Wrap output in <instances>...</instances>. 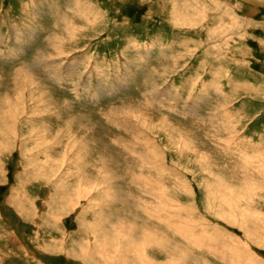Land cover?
<instances>
[{"label": "rangeland", "instance_id": "rangeland-1", "mask_svg": "<svg viewBox=\"0 0 264 264\" xmlns=\"http://www.w3.org/2000/svg\"><path fill=\"white\" fill-rule=\"evenodd\" d=\"M172 1L0 0V264H98L72 246L90 242L100 212L158 224L200 263L264 264V7L247 22L238 10L236 31L212 46L208 26L169 21ZM202 1L213 19L219 9ZM205 149L199 166L194 151ZM214 165L216 178L204 168ZM76 184L88 196L60 211ZM112 186L130 204L108 205ZM220 209L256 220L258 238ZM132 233L116 239L134 243ZM194 234L228 248L210 238L202 248Z\"/></svg>", "mask_w": 264, "mask_h": 264}, {"label": "bare ground", "instance_id": "bare-ground-1", "mask_svg": "<svg viewBox=\"0 0 264 264\" xmlns=\"http://www.w3.org/2000/svg\"><path fill=\"white\" fill-rule=\"evenodd\" d=\"M182 1V0H179ZM192 2L191 5H188V2ZM235 3L232 5L231 3L225 1L224 0H210V2H212L214 4V6L216 7V9H219V11H213L212 12V18L213 19H208L207 17V10H209V8L207 9V7L205 8V5L208 6L206 4V2H203L202 0H183V2H178V0H173L171 3V13H170V22L173 23L174 25H179L182 24L183 26H196V27H200V26H208L209 29V35L207 36V39L210 42V45H214L216 43V39L219 36H222L226 33L229 34H233L234 31H236V26L238 24V22L240 23V19L239 15H238V10L242 9L244 6L248 8L247 14L245 15L244 18V22H247L248 20H250V18H248V16H251L253 14L252 9L253 10H257L258 6H262L264 7V0H233ZM227 2V3H226ZM190 4V3H189ZM211 10V9H210ZM213 10V9H212ZM243 11V10H242ZM240 12V11H239ZM243 14V13H242ZM224 17H230V21H224L225 18ZM229 19V18H227ZM212 21V23H211ZM211 25H210V23ZM217 22L219 24H217ZM226 23L229 24L228 25V30H226L224 27H221L220 25ZM205 23V24H204ZM73 25V24H72ZM176 27V26H175ZM203 27V29H205ZM242 28V27H241ZM239 28V29H241ZM75 29L74 26L69 27V33L73 32ZM202 29V28H200ZM239 32L241 30H238ZM247 34V33H246ZM58 36H56L55 39H57ZM229 38V37H228ZM207 44V43H206ZM209 46V45H208ZM59 49V48H58ZM17 108H19V104H17ZM147 107H145L146 110ZM138 111V110H137ZM140 114H142V123L147 125L148 127H156L153 122H152V116H150V112L149 111H138ZM143 114L145 116H143ZM162 118H167V116H162ZM2 123L4 124L5 121L2 120ZM44 139V138H43ZM185 144H187L188 146L192 145L191 142L185 141ZM227 144V143H226ZM148 146V145H147ZM191 147V146H190ZM153 149V148H152ZM188 149V148H187ZM144 151V150H143ZM195 152V163H197L199 166H203L202 161L211 154L210 151L208 150H203L202 152ZM205 152V153H204ZM34 153V152H33ZM144 153V152H143ZM179 156H181L183 154L182 151L178 152ZM142 155V154H141ZM50 156V155H48ZM149 156V155H148ZM33 157V156H31ZM136 157V156H135ZM142 157L144 158V156H141L140 159H142ZM146 157V156H145ZM154 157V156H153ZM139 158V157H137ZM28 159V158H27ZM31 159V158H30ZM53 159L55 160V158L53 157ZM59 159V158H58ZM57 159V160H58ZM147 159V158H146ZM138 160V159H137ZM144 160V159H143ZM33 161V160H32ZM145 161V160H144ZM148 161V160H147ZM155 161V160H154ZM54 162V161H51ZM60 160L56 162V164H59ZM151 162V161H149ZM50 163L49 159L46 160L45 164L46 166L42 165V168L44 169V171H46V173L49 172L48 169V164ZM39 164V163H38ZM52 164V163H51ZM144 164V163H143ZM152 164V163H151ZM155 164V163H154ZM54 165V164H53ZM36 166V163H35ZM138 166V165H137ZM142 166V165H141ZM146 166V165H145ZM149 166V165H148ZM153 166V165H152ZM26 169L27 167H30V165L25 166ZM24 167V168H25ZM150 167V166H149ZM214 166H204V168L206 169V172H208L209 174H211L212 176H215L214 174ZM139 168V167H138ZM146 168V167H145ZM148 168V167H147ZM31 169V168H30ZM131 169V168H129ZM152 169V167H151ZM161 169V168H160ZM218 169V168H217ZM141 170V169H140ZM162 170V169H161ZM25 171V170H24ZM31 171V170H30ZM132 171V170H131ZM138 171V170H137ZM136 171V172H137ZM150 171V170H149ZM160 171V170H159ZM26 172V171H25ZM33 172V171H32ZM129 172V171H128ZM127 172V173H128ZM142 172V171H141ZM155 172V170L153 171ZM23 173V171H22ZM143 173V172H142ZM130 174V173H129ZM136 174V173H135ZM144 174H146L144 172ZM162 174V173H161ZM137 175V174H136ZM157 176V175H156ZM130 177V176H129ZM132 177V175H131ZM136 177V176H135ZM134 177V178H135ZM140 176H138L139 178ZM147 177V176H146ZM137 178V177H136ZM128 179V178H127ZM144 179V178H143ZM153 179V177H152ZM219 180V177L217 178ZM69 180V179H68ZM137 180V179H135ZM141 180V179H140ZM145 181V179H144ZM222 181V180H221ZM132 182V181H130ZM137 183V182H136ZM142 183V182H141ZM140 183V184H141ZM149 183V182H148ZM135 184V183H134ZM136 185V184H135ZM138 185V184H137ZM136 187H139V185ZM146 185V184H144ZM153 185V184H152ZM156 185V184H155ZM160 185V184H159ZM242 185H244L242 183ZM158 186V185H157ZM233 186V185H230ZM142 187V186H141ZM167 187V185H166ZM170 187V186H168ZM177 187V186H176ZM229 189L227 188L224 184H223V189ZM93 188V187H92ZM118 187H109L106 188V192L104 195H106V193L108 194V205H110V203H115L118 201H125V203L127 202L128 204H130L128 196L125 194V192L122 191V189L119 188V190H117ZM133 188V187H132ZM148 188V187H147ZM151 188V187H150ZM160 188V187H159ZM158 188V189H159ZM173 188V187H172ZM179 188V186H178ZM230 188H234V187H230ZM240 188V187H239ZM141 189V188H140ZM143 189V188H142ZM83 190V192L81 193L80 191ZM136 190V189H135ZM148 190V189H147ZM146 190V191H147ZM150 190V189H149ZM162 190V189H161ZM173 190V189H172ZM176 190V189H175ZM181 189H179L180 191ZM183 191V190H182ZM247 191V190H245ZM129 192V191H128ZM137 192V191H136ZM150 192V191H149ZM152 192V191H151ZM150 192V193H151ZM162 192V191H161ZM172 192V191H171ZM224 190H222L221 192L218 193V197H222ZM226 192V191H225ZM16 193V192H15ZM85 193L86 196H88L87 193H89V188L84 189V188H79V190L77 189V184L72 187L70 189V192L68 194V199L64 198V193H62V195L60 196V199H62L60 201V204L63 206L60 207V211L65 212L66 210H69L70 208H75L77 206V208L79 207V201L81 199H84L85 195L83 194ZM130 193V192H129ZM155 193V192H154ZM177 193V192H176ZM180 193V192H179ZM57 194V192H56ZM142 194V193H141ZM144 194V193H143ZM142 194V195H143ZM161 195V193H159ZM150 195V194H149ZM155 195V194H154ZM159 195V197H160ZM163 195V194H162ZM172 195V194H171ZM19 196V195H17ZM53 196V195H52ZM136 196V195H135ZM139 196V195H138ZM137 196V197H138ZM152 196V195H151ZM178 196V195H177ZM14 197V196H13ZM21 197V195H20ZM157 197V195H156ZM167 197V196H166ZM22 198V197H21ZM139 198V197H138ZM151 198V197H150ZM161 198V197H160ZM178 198V197H177ZM131 199V198H130ZM153 199V198H152ZM183 199V198H182ZM181 199V200H182ZM26 200V199H25ZM54 199H52L53 201ZM133 200V199H132ZM146 200V199H145ZM174 200V199H173ZM50 200V202H52ZM58 201V200H57ZM67 201L69 202V204L67 203ZM135 201V200H134ZM142 200H140L141 202ZM23 202V201H22ZM27 202V200H26ZM59 202V201H58ZM56 202V203H58ZM104 201H102L103 203ZM139 202V203H140ZM143 202V201H142ZM183 202V201H182ZM54 203V202H53ZM55 203V204H56ZM105 203V202H104ZM126 203V204H127ZM147 203V202H145ZM186 203V202H184ZM136 205H139L138 203H134ZM134 204H131L134 206ZM149 204V202H148ZM159 204V203H158ZM167 204V203H166ZM165 204V205H166ZM103 205V204H102ZM105 205V204H104ZM119 205V204H117ZM143 205V203H142ZM146 205V204H145ZM153 205V204H152ZM171 205V204H169ZM173 205V204H172ZM171 205V206H172ZM34 206V205H33ZM49 206V205H48ZM92 206V205H91ZM90 206V207H91ZM147 206V205H146ZM157 206V204H156ZM181 206V205H180ZM183 206V205H182ZM51 207V206H50ZM94 207V206H93ZM101 207V206H100ZM109 207V206H107ZM106 207V208H107ZM136 207H140V206H136ZM142 207V206H141ZM153 206H150L149 208H151ZM232 207V206H231ZM116 208V207H115ZM144 208H146L144 206ZM172 208V207H170ZM183 208V207H182ZM192 208V207H191ZM91 209V208H90ZM97 209V208H95ZM105 209V208H104ZM138 209V208H137ZM153 209V208H152ZM159 209V208H157ZM162 209V208H161ZM174 209V208H173ZM179 209V208H178ZM194 209V208H193ZM191 209V210H193ZM87 210V209H86ZM139 210V209H138ZM154 210V209H153ZM175 210V209H174ZM181 210V209H180ZM94 211V210H93ZM106 211V210H105ZM151 211V210H150ZM149 211V212H150ZM160 211V210H159ZM158 211V213H159ZM182 211V210H181ZM194 211V210H193ZM18 212V211H17ZM27 212V211H26ZM55 215H56V211L54 209ZM140 212V211H139ZM171 212V211H170ZM175 212V211H174ZM180 212V211H179ZM189 212V211H188ZM191 212V211H190ZM218 214L223 217L224 220H226L225 218H227L228 220H226L227 222H231L232 224H239V226L241 227V229L244 231L245 235H247L249 238H258V236L260 235V232L257 231L255 228H259V227H255L256 223L253 221L252 219V223L248 221V219L250 218H245L242 215L240 216V219L237 220L235 219L229 212H227L225 209H220L217 211ZM58 213V212H57ZM93 213V212H92ZM114 213V212H113ZM156 213V214H158ZM163 213V212H162ZM250 214L252 212H249ZM54 213L51 212V214H48V217H52L54 218ZM102 214L105 215V217H102ZM112 214V213H111ZM130 215H134V211H130L129 212ZM140 214V213H139ZM155 214V215H156ZM185 214V213H184ZM249 214V215H250ZM253 214V213H252ZM107 214H105V212H100L99 215L97 216L98 219L95 221L94 219V223L91 228H92V232L90 230V235L87 240V242H78L75 241L73 243L74 246H72L73 249V253L77 254V255H82L84 256V259H86V257H88V261L91 262V260L95 261L98 264H144V261L147 264H210V262H207L206 260L202 259V262H198V260L200 259V257H196L195 252L188 246H186V248L184 247L185 245H183L180 242H177L176 240L169 238L167 231L165 229H163L162 227L158 226V224H153L151 223L152 227H149L148 222L143 224H140L137 220L132 218V222H129V218L128 216H121L118 215L116 217V219L118 218L119 220H117L116 222H113V219L110 218L108 215V217H106ZM117 215V214H116ZM128 215V214H127ZM183 215V213H182ZM143 216V215H142ZM149 216V215H148ZM154 216V215H152ZM169 216V215H168ZM174 216V215H173ZM251 216V215H250ZM24 217V216H23ZM47 217V216H46ZM146 217V216H145ZM151 217V216H149ZM248 217V216H247ZM254 217V216H253ZM252 217V218H253ZM173 218V217H172ZM50 219V218H49ZM49 219H45V222H49ZM112 219V220H111ZM115 219V218H114ZM128 219V220H127ZM154 219V218H153ZM156 220V219H154ZM159 220V218L157 219ZM164 220V219H163ZM162 220V221H163ZM89 221V220H88ZM165 221V220H164ZM168 222V221H167ZM92 223V222H90ZM163 223V222H162ZM258 221H257V225H258ZM51 224V223H50ZM47 224V225H50ZM57 224V223H56ZM161 224V223H160ZM165 224V223H164ZM189 224V223H188ZM87 225V224H86ZM90 225V224H89ZM168 225V224H167ZM166 225V226H167ZM200 225V224H199ZM55 226V224H54ZM58 226V225H57ZM163 226V224H162ZM170 226V225H169ZM187 226V225H186ZM189 228H192L190 226H188ZM198 227L197 229L200 231V233H204L206 229H204V227L202 226H195ZM194 227V228H195ZM56 228V227H55ZM181 228V227H180ZM262 228V227H260ZM203 229V230H202ZM216 229V228H215ZM82 230V229H81ZM208 230V229H207ZM84 231V229H83ZM129 231V233L132 235H134V243L131 242L129 239L125 240V242H121L120 240H117L116 238H120L121 236L126 235V232ZM209 231V230H208ZM186 232H190L191 231H186ZM259 232V234H258ZM87 233V232H86ZM193 233V232H192ZM207 233V232H206ZM205 233V234H206ZM188 234V233H187ZM87 235V234H86ZM89 235V234H88ZM200 234H194V236H199ZM183 236V235H182ZM205 236V235H204ZM202 236V238L200 239V236L197 238H194V241L202 248H205L206 245H208V242L206 239L210 238V240H212L214 243V247L219 248V246L222 243H219L221 240L219 237H215L213 235H207L206 239L205 237ZM192 238V237H191ZM245 239V238H244ZM262 239V240H261ZM209 240V239H208ZM252 240V239H251ZM256 241H258V243H261V241H264V238L260 237L259 239H257ZM245 242V241H244ZM255 242V241H254ZM212 244V245H213ZM152 245H154L155 247L153 248ZM225 245V246H224ZM228 248V244L223 243L221 246H223L224 248ZM143 246V247H142ZM55 247V246H54ZM89 247H91L92 249L90 250ZM208 247V246H207ZM209 248V247H208ZM207 248V250H208ZM222 248V247H221ZM226 248V249H227ZM78 249H80V253H78ZM206 249V248H205ZM212 249V248H211ZM213 250V249H212ZM211 250V251H212ZM242 250V249H241ZM241 250H239V252H237L238 257L240 256V252ZM210 251V249H209ZM208 251V252H209ZM215 251V250H213ZM218 251V250H217ZM233 252L232 249H230V252ZM244 251V250H243ZM91 252V253H90ZM213 253V252H212ZM222 253V252H221ZM220 254V253H219ZM231 254V253H230ZM249 254V253H248ZM86 256V257H85ZM91 256V257H90ZM221 256V255H220ZM226 255H224V258ZM233 256V255H232ZM90 257V258H89ZM221 259V258H220ZM223 259V258H222ZM87 261V260H85Z\"/></svg>", "mask_w": 264, "mask_h": 264}]
</instances>
